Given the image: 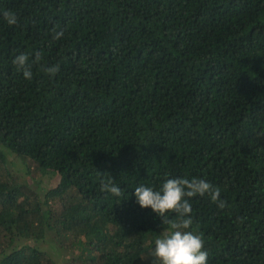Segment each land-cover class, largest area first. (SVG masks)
Masks as SVG:
<instances>
[{"label": "trees", "instance_id": "1", "mask_svg": "<svg viewBox=\"0 0 264 264\" xmlns=\"http://www.w3.org/2000/svg\"><path fill=\"white\" fill-rule=\"evenodd\" d=\"M5 10L17 24L0 17V264H59L58 252L152 264L178 217L140 208L135 187L178 177L225 202L189 200L208 264H264V0H0ZM39 174L56 181L41 187Z\"/></svg>", "mask_w": 264, "mask_h": 264}, {"label": "clouds", "instance_id": "2", "mask_svg": "<svg viewBox=\"0 0 264 264\" xmlns=\"http://www.w3.org/2000/svg\"><path fill=\"white\" fill-rule=\"evenodd\" d=\"M0 17L9 25L17 24V16L9 10L0 13ZM53 38L63 37V29H53ZM40 56L36 54V60ZM13 64L22 71L25 79L32 78L31 65L28 64V56L21 53L15 56ZM58 66L53 65L45 69L46 73L54 76ZM100 191L120 197L122 189L111 179L100 181ZM207 194L218 208H224L225 202L220 199V190L204 179L167 178L159 189L150 186L138 185L135 187V202L140 208H150L162 223H169L167 214L174 212L178 220L170 223V230L159 235L154 241L152 249V264H208V252L204 250V240L201 234L191 230L193 224L192 207L189 202L194 196Z\"/></svg>", "mask_w": 264, "mask_h": 264}, {"label": "rangeland", "instance_id": "3", "mask_svg": "<svg viewBox=\"0 0 264 264\" xmlns=\"http://www.w3.org/2000/svg\"><path fill=\"white\" fill-rule=\"evenodd\" d=\"M11 171L13 173H18L20 176H23V177H28L30 179L31 176H29L28 174H24L23 172V168L21 167V165L16 162L13 164V166H11ZM56 181V177H52L51 179H49L48 176L46 175H38L34 178V183H37V184H40L41 187H44L45 185L49 184L47 187H49L50 185H53ZM42 247L44 248V243L42 245ZM54 258L59 262V264H68L67 263V257L65 255V253L63 252H58L54 255Z\"/></svg>", "mask_w": 264, "mask_h": 264}]
</instances>
